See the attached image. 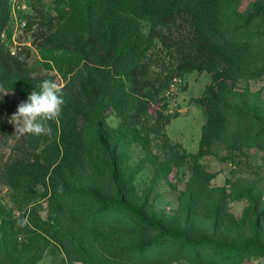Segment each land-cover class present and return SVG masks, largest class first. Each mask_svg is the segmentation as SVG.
Wrapping results in <instances>:
<instances>
[{
  "label": "trees",
  "instance_id": "trees-1",
  "mask_svg": "<svg viewBox=\"0 0 264 264\" xmlns=\"http://www.w3.org/2000/svg\"><path fill=\"white\" fill-rule=\"evenodd\" d=\"M45 1L30 2L23 28L41 66L63 78L65 104L49 122L51 136L23 134L1 162L0 183L22 215L0 201V264H37L52 246L68 264H264L263 192L241 179L212 185L216 173L199 164L216 142L229 152L264 150V96L240 86L264 75V3L242 10V0H52L50 12ZM9 17V0H0V89L25 101L54 77L30 67V48L12 52L2 40ZM194 71L211 80L194 99L206 122L198 150L187 153L163 130L177 114L148 110L173 78ZM4 117L0 110L6 142ZM134 144L145 155L131 165ZM146 163L150 184L135 203L132 181ZM185 167L177 207L151 212L153 189L163 180L174 187L170 175ZM41 197L45 205H31ZM235 200L246 202L239 217L229 207Z\"/></svg>",
  "mask_w": 264,
  "mask_h": 264
},
{
  "label": "rangeland",
  "instance_id": "rangeland-1",
  "mask_svg": "<svg viewBox=\"0 0 264 264\" xmlns=\"http://www.w3.org/2000/svg\"><path fill=\"white\" fill-rule=\"evenodd\" d=\"M264 3V0H242L240 9L244 10L250 8L251 5ZM45 9L53 12L52 0L45 1ZM52 6V7H51ZM19 12V14H18ZM32 13V7L27 6L24 10H16V15L12 13L10 6V17L6 30L2 32L1 38L10 47L11 51L14 52L17 49L23 47L30 48L27 63L36 71H42L40 73H46L54 77V81L60 86L64 83L62 77L55 68L44 69L41 66L40 58L37 53L36 46L32 42V36L30 32L24 30L22 24V16L30 15ZM26 21V20H25ZM23 26V27H22ZM11 31L10 37L7 33ZM171 82L174 85L171 87L170 84L163 93V100L154 102L150 105L148 113L153 115L154 110L159 109L164 113L177 114L169 122L164 125V132L166 133L168 140L172 143L179 145V148L183 152L194 153L199 148V140L202 133V125L206 122V116L204 107L194 101L195 98L200 97L203 93L204 87L210 82L211 75L208 72H191L186 73L181 77H175ZM170 82V83H171ZM248 86L252 91L261 90L262 96H264V75L256 80L249 82L248 84L241 82L240 86ZM5 89H0L4 91ZM24 101L18 92L11 91L10 93L4 94L3 101L0 102V110L5 116V120L10 123L12 128V136H9L7 141L0 139V170L2 167L1 162L5 161L11 153V149L17 142V140L23 135L16 131L15 125L11 122L10 117L17 110V106ZM163 102H167L166 108L163 107ZM106 120L111 126H117L119 124V117L115 112H110ZM153 136V133L151 134ZM158 138L156 143L158 142ZM158 152L154 149V153ZM145 155L144 149L134 144L131 146L127 157L128 163L135 165ZM199 164L202 168L215 172L216 176L212 179V185H223L225 180L241 179L245 181H254L257 188L264 194V150L258 147L246 148L242 151L229 152L225 149L222 143L216 142L212 146V152L204 154L199 158ZM186 174L170 175L169 180L175 185L172 187L167 181H161L152 191L148 198V206L151 205V212L158 216H162L171 212V209H175L178 205L179 191L185 186V181L188 175L187 167L184 168ZM153 173V165L146 163L144 168L134 175L132 181V197L135 203L143 200L145 196L143 191L149 186L151 176ZM43 188L37 189L38 193L43 192ZM8 188L0 183V201L5 206L13 208L14 218L19 219L22 215V211H19L13 204L10 198ZM45 205V198L41 197L36 203L31 205ZM246 205L245 200L231 201L229 204L230 211L239 217L243 211V207ZM40 213H45V210L39 209ZM29 209L26 210L25 215L27 216ZM150 211V210H147ZM262 230L264 232V222ZM263 262L262 257L252 258L246 261V264H261ZM37 264H68L65 262L64 254L60 249L54 246L50 247L45 255L37 262ZM75 264H82L77 262ZM173 264H186L184 262L173 263Z\"/></svg>",
  "mask_w": 264,
  "mask_h": 264
},
{
  "label": "clouds",
  "instance_id": "clouds-1",
  "mask_svg": "<svg viewBox=\"0 0 264 264\" xmlns=\"http://www.w3.org/2000/svg\"><path fill=\"white\" fill-rule=\"evenodd\" d=\"M12 90L0 91V102L4 94ZM65 104L62 87L51 79L40 82L39 88L28 93L27 99L22 101L17 110L10 117L16 131L21 134H32L35 136H51L52 128L50 121L59 118L63 105Z\"/></svg>",
  "mask_w": 264,
  "mask_h": 264
},
{
  "label": "built area",
  "instance_id": "built-area-1",
  "mask_svg": "<svg viewBox=\"0 0 264 264\" xmlns=\"http://www.w3.org/2000/svg\"><path fill=\"white\" fill-rule=\"evenodd\" d=\"M31 1L32 0H9L10 6L12 8L13 15L14 16L16 15V10L17 9L24 10L25 8H27V6H30V2ZM18 14H19V12H18ZM22 19H23L22 24H23V26H25L26 21H25L24 18H22ZM175 80H176V78H174V81ZM173 85H174V82H171L170 86L172 87Z\"/></svg>",
  "mask_w": 264,
  "mask_h": 264
},
{
  "label": "bare ground",
  "instance_id": "bare-ground-1",
  "mask_svg": "<svg viewBox=\"0 0 264 264\" xmlns=\"http://www.w3.org/2000/svg\"><path fill=\"white\" fill-rule=\"evenodd\" d=\"M45 3V2H44ZM52 7V6H51Z\"/></svg>",
  "mask_w": 264,
  "mask_h": 264
}]
</instances>
